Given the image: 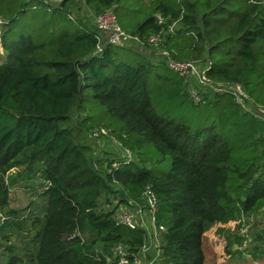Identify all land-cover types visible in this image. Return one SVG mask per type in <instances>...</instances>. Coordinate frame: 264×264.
Masks as SVG:
<instances>
[{
  "label": "trees",
  "instance_id": "obj_1",
  "mask_svg": "<svg viewBox=\"0 0 264 264\" xmlns=\"http://www.w3.org/2000/svg\"><path fill=\"white\" fill-rule=\"evenodd\" d=\"M75 1L0 0V53L13 58L0 67V169L24 165L30 182L39 176L43 205L35 249L22 257L8 246L7 264H108L118 246L134 261L147 232L119 224L117 209L104 210L114 186L136 205L147 188L156 195V223L166 228L157 264H207L212 226L264 208V121L231 94L192 100L164 61L127 62L122 55L133 50L126 47L96 54V31L72 18ZM138 1L84 4L96 15L133 12L135 30L120 27L144 41L180 21L165 44L170 57L206 59L210 81L240 85L264 106V0ZM74 112L83 129L108 130L137 160L95 169L71 127ZM0 213L1 234L19 215L1 178Z\"/></svg>",
  "mask_w": 264,
  "mask_h": 264
},
{
  "label": "rangeland",
  "instance_id": "obj_2",
  "mask_svg": "<svg viewBox=\"0 0 264 264\" xmlns=\"http://www.w3.org/2000/svg\"><path fill=\"white\" fill-rule=\"evenodd\" d=\"M154 1L156 0H146V5H151ZM151 11V9L146 8L144 13L149 14ZM118 12L117 18L120 26L128 32H133L138 20H140L139 17L137 18L133 12L121 13L120 10ZM94 16L95 13L82 0L75 1L72 8V18L75 21H80L89 30L96 31ZM146 16L142 15L141 17L144 19ZM181 27V23L177 24L173 29L174 32L179 31ZM171 34L170 29L164 32L161 45L131 46L130 49L133 51L125 52L122 58L130 63L141 58L154 63L166 61L167 49L165 44ZM205 60L198 62L201 67H205ZM12 62L13 58L9 53L2 50L0 53V67ZM158 72L177 78L170 70L158 69ZM195 89H198L197 86H195ZM261 108L264 109V106ZM81 121L82 117L74 112L71 116V127L77 135L78 142L88 148L95 169L109 171L108 164L110 162L114 160L127 161L125 147L122 146V142L115 135L110 134L107 137L95 139L92 136L93 131L81 127ZM132 158L133 161L137 160L134 157ZM27 175L29 174H27V168L24 165H12L0 169V178L9 184L10 208L19 213L13 227L5 229L0 234V264H7L9 259L7 247L10 245L14 246L15 253L22 257L35 249L32 240L39 228L43 212V205L37 200L38 194L42 191L39 186L42 184V180L39 176H36V182H30ZM119 190L118 186H114L112 194L103 198L105 211L117 209V213L131 212L133 208L137 207L131 201H123V196ZM108 199H110L112 205L106 202ZM141 217L145 222L143 226L146 229L152 228V222L148 220V215L146 216L145 212ZM153 240V248H151L150 253L152 251L154 257L150 256V253L144 254V256L140 254L134 261H131V264H148L151 258H156L159 246H155V239ZM204 250L207 264H264V208L254 214H243L227 225L216 224L212 226L204 237ZM107 257L108 264L113 263L118 258L114 251L112 256L107 255Z\"/></svg>",
  "mask_w": 264,
  "mask_h": 264
},
{
  "label": "built area",
  "instance_id": "obj_3",
  "mask_svg": "<svg viewBox=\"0 0 264 264\" xmlns=\"http://www.w3.org/2000/svg\"><path fill=\"white\" fill-rule=\"evenodd\" d=\"M51 5H58L61 0H41ZM84 2V0H82ZM158 19L162 22L160 15L157 16ZM180 21L174 22L170 25L171 33L174 32V28ZM94 24L96 27L97 38L99 39V46L97 48L98 53H102L104 48L107 46L115 47H126L130 48L131 46H143L148 45H161L163 43V33L158 35H151L147 41L142 40L138 35H132L125 32L119 25L117 17L114 10H108L103 14L94 16ZM167 66L176 72L179 77L184 81L185 87L189 96L192 100L199 102L201 100L202 93L212 94H231L234 97L235 103L240 106L246 112H250L255 115L258 119L264 121V109L257 107L249 98L248 93L245 89L237 84L223 85L216 84L207 76V66L201 67L198 62L191 60L176 61L173 60L170 55L166 54V61H164ZM197 86V90L195 89ZM252 106V108H250ZM110 133L106 129L94 130L92 136L97 138H103L109 136ZM127 154L126 157L128 161H131L133 158L132 153L125 149ZM136 208H133L131 212H116V220L119 224L125 225L130 229H143L147 232V242L142 248L140 254L146 255L150 253L153 239H155L156 245L159 246V250L156 253V258H151L148 264H157L163 255L162 251V236L166 232L164 226H157L155 213L157 211V198L156 195L152 192L151 189L147 188L144 200L141 204L136 205ZM145 212L146 216L148 215V220L151 221L152 228L146 229L143 225L145 224L142 220V214ZM4 218L2 213H0V225L3 223ZM153 236V237H152ZM153 238V239H152ZM114 252L117 255L118 262L117 264H131L130 259L128 258V249L124 246H118L114 249ZM153 256V253L149 254ZM154 257V256H153ZM135 258V259H136Z\"/></svg>",
  "mask_w": 264,
  "mask_h": 264
}]
</instances>
